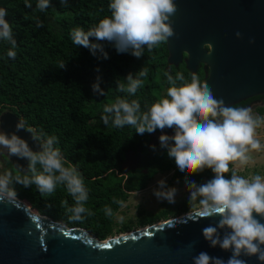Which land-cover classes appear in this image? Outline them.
I'll return each mask as SVG.
<instances>
[{"label": "trees", "instance_id": "trees-1", "mask_svg": "<svg viewBox=\"0 0 264 264\" xmlns=\"http://www.w3.org/2000/svg\"><path fill=\"white\" fill-rule=\"evenodd\" d=\"M28 2L31 8L25 6V0H0V8L6 10L5 19L17 42L13 49L9 42L0 39V115L11 111L26 128L42 132L43 138L57 137L56 147L61 150L65 166H75L84 180L88 191L84 207L88 212L82 213L79 219L73 218L68 209L75 201L63 186H58L51 194H41L35 185L26 188L13 181L10 187L15 189V197L27 201L40 215L70 228L85 229L99 240L113 236L114 231L129 232L133 225L142 228L194 211L189 199L172 205L164 203L156 212L139 210L134 223L126 222L115 229L114 215L132 192L144 190L158 173L173 171L172 180L181 184H185V175L179 172L160 144L155 150L148 148L149 133L139 135L132 126L117 128L111 122L105 126L101 121L104 106L114 103L117 97L138 100L142 112L166 97L170 86L166 72L174 78L182 73L185 82L190 83L193 75L184 63L177 68L167 67L165 41L152 50L145 46L139 59L118 53L108 43H104L107 58L99 50L93 55L89 49L76 46L71 31L77 27L87 31L100 19L110 16V0H66L65 3L49 0L50 6L44 11L37 9L38 0ZM37 21L43 26L37 27ZM10 49L16 52L14 59L7 56ZM61 63H65L64 68H59ZM142 68H147L148 74L141 78L143 84L134 96L117 90L116 81L126 84L127 74ZM195 76L202 83L204 69L199 67ZM98 77L104 96L92 90ZM241 105L243 103L236 107ZM255 110L257 115L264 116L263 107ZM128 151L140 155L141 168L125 173L121 165ZM1 163L13 176L23 175L5 156ZM229 167L232 169L231 165ZM226 175L230 176L231 172ZM212 176L211 170L206 169L188 179L201 184ZM106 207L111 208V216L106 215Z\"/></svg>", "mask_w": 264, "mask_h": 264}, {"label": "clouds", "instance_id": "clouds-1", "mask_svg": "<svg viewBox=\"0 0 264 264\" xmlns=\"http://www.w3.org/2000/svg\"><path fill=\"white\" fill-rule=\"evenodd\" d=\"M25 6L32 7L28 0H25ZM49 6V0H38L36 4L40 11ZM108 8L111 15L100 19L87 31L81 27L71 31L76 46L89 49L93 55L99 50L107 58L104 43H108L118 53H128L139 59L145 46L152 50L174 35L170 20L177 10L174 0H110ZM6 15V10L0 8V39L9 42L14 49L17 42ZM42 26L37 21V27ZM236 35L240 37L241 34L237 32ZM7 56L14 59L16 52L10 49ZM64 67L65 63L59 66ZM147 74V68L128 73L124 78L126 84L116 81L117 90L134 96L143 84L141 78ZM165 75L170 85L166 97L147 106L143 112L138 100L117 97L114 103L104 106L101 121L105 126L111 122L117 128L132 126L139 135L160 130V147L185 175L189 201L199 202L202 216L220 217L215 226L204 227L202 235L210 247L218 246L231 255L225 261L202 251L193 257V264H246L240 258L242 255L255 256L260 264H264V176L257 174L245 178L229 167L230 163L247 165L251 152L264 149L257 136V129L264 126V117L253 115L250 107L226 106L195 75L190 83L185 82L182 73H177L175 78L167 72ZM177 81L182 83L177 84ZM92 90L97 95H105L99 77ZM15 128L12 133L0 130V149L7 150L9 157L27 160V168L23 175L13 176L11 171L0 174V200L16 196L15 189L10 187L13 181L26 188L35 185L41 194H51L58 186H63L75 201V205L68 209L73 218L79 219L82 213L88 212L84 207L88 200L84 180L75 166H65L61 150L56 147L57 137L45 139L42 132L26 128L19 120ZM165 129H172L174 134L165 133ZM21 130L30 133L39 150H33L17 134ZM152 147L155 150V145ZM206 169L213 173L206 182L197 184L188 179ZM229 172L231 175L227 176ZM177 191L175 187H169L165 179H160L153 195L158 200L174 204ZM105 213L111 216V208L106 207ZM222 230H225L223 234Z\"/></svg>", "mask_w": 264, "mask_h": 264}, {"label": "water", "instance_id": "water-1", "mask_svg": "<svg viewBox=\"0 0 264 264\" xmlns=\"http://www.w3.org/2000/svg\"><path fill=\"white\" fill-rule=\"evenodd\" d=\"M174 3L177 10L170 17L174 35L165 41L167 67L184 63L195 75L202 65L201 84H207L226 106L264 97V0ZM18 120L13 112L4 111L0 130L16 131ZM164 132L174 134L172 129ZM17 134L39 150L30 133ZM160 135V130L148 135V148L159 144ZM5 157L24 174L27 160L9 157L7 150ZM121 168L125 173L141 168L140 155L128 151ZM33 210L16 197L0 200V264H193V257L202 251L225 261L231 255L204 239L202 229L215 226L220 217L206 218L201 209L106 240ZM240 258L246 264H260L255 256Z\"/></svg>", "mask_w": 264, "mask_h": 264}, {"label": "rangeland", "instance_id": "rangeland-1", "mask_svg": "<svg viewBox=\"0 0 264 264\" xmlns=\"http://www.w3.org/2000/svg\"><path fill=\"white\" fill-rule=\"evenodd\" d=\"M259 106L264 108V100H262ZM252 110L253 115H257L256 110H254V108H252ZM257 136L260 139L261 143L264 144V126H261L257 129ZM5 153L6 150L0 149V174H3L5 172L1 163L2 156H5ZM249 155L251 156V160L247 165L238 166L237 164L230 163L232 169H234L237 174L242 175L245 178H250L252 175L257 174L264 176V149L258 152L253 151ZM172 174L173 171L166 173H158L148 182L147 187L144 190L132 192L128 201L114 215V221L116 223L115 229H119L120 226L126 222L134 223L136 220V213L139 210H145L147 212H156L160 208H162V205L164 203H168L166 200H158L156 196L153 195V189L157 188V181L160 179H165L169 187H175L178 190L175 197V203L188 199L189 194L186 191L185 184H181L178 180H172ZM192 203V209H201L198 201H193ZM138 228V226L133 225L131 231H134ZM120 232L114 231V234L111 237L124 234Z\"/></svg>", "mask_w": 264, "mask_h": 264}, {"label": "flooded vegetation", "instance_id": "flooded-vegetation-1", "mask_svg": "<svg viewBox=\"0 0 264 264\" xmlns=\"http://www.w3.org/2000/svg\"><path fill=\"white\" fill-rule=\"evenodd\" d=\"M200 67H202L203 68V66L201 65ZM262 100H264V99H258V98H255V99H253V100H251L250 102H248V103H245V102H242L243 103V105H241V106H237V108H239V107H250V108H254V110L256 109V108H259L260 106H259V104L262 102ZM242 103H240V104H242ZM240 104H238V105H240ZM234 107H236V106H234Z\"/></svg>", "mask_w": 264, "mask_h": 264}, {"label": "bare ground", "instance_id": "bare-ground-1", "mask_svg": "<svg viewBox=\"0 0 264 264\" xmlns=\"http://www.w3.org/2000/svg\"><path fill=\"white\" fill-rule=\"evenodd\" d=\"M25 203H26V205H27V206H29V204H28V202H27V201H25ZM33 211H34V212H37L36 210H33Z\"/></svg>", "mask_w": 264, "mask_h": 264}]
</instances>
